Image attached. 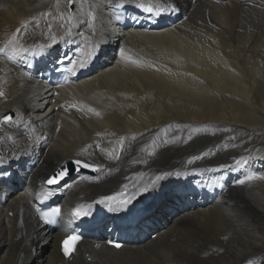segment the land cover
<instances>
[{"label": "bare ground", "instance_id": "6f19581e", "mask_svg": "<svg viewBox=\"0 0 264 264\" xmlns=\"http://www.w3.org/2000/svg\"><path fill=\"white\" fill-rule=\"evenodd\" d=\"M141 1L174 4L183 20L146 32L110 19L111 6ZM69 39L99 56L81 82L47 89L14 64L22 67L28 50ZM0 50L10 56L0 57V118L12 117L0 123V167L35 162L15 172L22 190L0 186L8 192L0 202V264H66L62 236L41 226L35 210L47 179L77 158L100 171L66 184L64 222H78L84 214L76 209L91 204L164 196L167 209L151 218L158 241L118 250L82 243L70 264H264V2L0 0ZM230 163H245L256 179L213 205L171 214L170 182ZM156 176L163 179L141 192ZM124 185L122 197L99 203Z\"/></svg>", "mask_w": 264, "mask_h": 264}, {"label": "snow or ice", "instance_id": "6c2138e0", "mask_svg": "<svg viewBox=\"0 0 264 264\" xmlns=\"http://www.w3.org/2000/svg\"><path fill=\"white\" fill-rule=\"evenodd\" d=\"M72 3H73V0H69V5H71ZM52 43L53 44L56 43L55 38H53ZM89 55H91V53H89ZM121 55L122 56L124 55V50L123 49H121ZM125 58L128 59L127 57H125ZM71 63L73 64V67L69 69L70 72H75V70L77 68L82 69V68H84L86 66L84 60H81L79 63H77L75 61H73ZM132 63H138V62L135 61V60H133ZM0 95H3V93H0ZM73 107H74V105H73ZM89 111H92V109H89ZM96 114L99 115V113H96ZM11 120H12V117L10 115H5L2 118H0V123L7 124ZM121 144H123V139H121ZM150 155H151V153H150ZM70 164L75 165V170L77 172L80 171L81 169H89L92 172H98V171H100V167L99 166H97L95 164H90V163H88L86 161H83V160H81L79 158H77V159H75L73 161H70ZM69 172H70V168L68 166H62L59 171L55 172L53 176H51V177H49L47 179V181H46L47 185L53 186V185L59 184L60 181L64 180V178L69 175ZM161 179H163L162 176H156L152 180V183L151 184L145 185V187L142 188V189H140V191L141 192L147 191L149 187H151L152 185H154L157 181H159ZM247 179L248 180H252V179H256V177L249 176ZM239 183L243 184L244 181L241 180V181H239ZM123 189L124 190L122 192L116 193V195H114V196H103V197H101L99 203L114 202L117 199V197H122L125 194V192L127 190V185H124L123 186ZM51 194H52L51 192H48L45 195L44 198L47 199L48 196H50ZM137 195H139V192L137 193ZM82 208H83V206H80L79 208L76 209L75 214L77 216L86 214V213H84V212L81 211ZM59 214H60V209L59 208H56L51 213H49L48 215L51 218V222H54L55 221V218L57 216H59ZM46 222H49V221H46ZM72 239L73 240H78L79 237H73ZM66 243L67 242L65 241V244ZM113 246L119 248L121 245L118 244V243H115ZM69 253H70L69 248L65 247V249H64L65 256H68Z\"/></svg>", "mask_w": 264, "mask_h": 264}, {"label": "rangeland", "instance_id": "374dc122", "mask_svg": "<svg viewBox=\"0 0 264 264\" xmlns=\"http://www.w3.org/2000/svg\"><path fill=\"white\" fill-rule=\"evenodd\" d=\"M69 9H70V8H69ZM70 10H71V9H70ZM7 115H9V114H7ZM19 190H20V189H19ZM17 191H18V190H17ZM163 197H164V196H163ZM155 207H156V206H155ZM156 208H157V209H156ZM156 208H154L153 211H150V212L148 213V215L144 217L143 220L148 219V220L154 225V223H153V221H152V219H151L152 216L155 215L156 213H158L159 215H162V212L164 213V211H166V209H167V208H164V207L162 206V202H161L160 205H159L158 207H156ZM178 212H179V211H176V212L171 213V214H173V216H175ZM171 218H172V217L169 216L167 222H169ZM86 258H87V257H86Z\"/></svg>", "mask_w": 264, "mask_h": 264}]
</instances>
